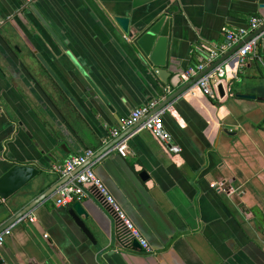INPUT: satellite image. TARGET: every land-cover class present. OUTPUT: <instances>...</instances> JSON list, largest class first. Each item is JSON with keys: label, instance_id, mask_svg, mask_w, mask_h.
Masks as SVG:
<instances>
[{"label": "crops", "instance_id": "1", "mask_svg": "<svg viewBox=\"0 0 264 264\" xmlns=\"http://www.w3.org/2000/svg\"><path fill=\"white\" fill-rule=\"evenodd\" d=\"M166 11L176 18V38L164 83L136 56L115 17H128L135 30ZM254 16L263 30L264 0H0V175L17 163L39 169L0 207V225L60 184L29 211L35 221L6 235L0 251L8 264H105L100 251L119 222L88 189L79 201L91 241L70 214L77 201L56 205L67 177L52 167L123 139L128 155L112 146L94 168L153 249L135 252L129 264H264V40L242 65L232 48L206 68H225L224 97L194 84L160 109L180 153L142 128L145 118L109 139L134 109L153 104L154 112L187 85L184 71L225 43L224 27L248 28Z\"/></svg>", "mask_w": 264, "mask_h": 264}, {"label": "built area", "instance_id": "2", "mask_svg": "<svg viewBox=\"0 0 264 264\" xmlns=\"http://www.w3.org/2000/svg\"><path fill=\"white\" fill-rule=\"evenodd\" d=\"M263 24V19L254 16L250 19L248 28H227L224 27L225 43L218 50H210L206 53L207 57L204 61L200 62L196 67H190L184 71L183 77L185 79H192L200 73L207 71L206 68L210 66L220 55L228 50H231L236 45L242 43V46L237 51V58L239 64H243L248 55L255 54L262 41L264 40V29L259 30ZM253 34L248 37L249 34ZM226 70L222 65H217L213 69H209L200 78L197 79L195 85L200 91L206 95L215 96V87L225 77ZM154 105H142L137 107L131 112L128 119H124L118 127L110 130L109 139L118 137L122 131L128 129L133 124L137 123L140 119H144L142 128L149 130L153 136L160 141L166 150L173 154H178L182 148L173 140V136L166 129L163 121V110L152 112ZM113 151L116 150L120 155L126 157L129 153V148L126 140H120L112 145ZM110 146V147H112ZM106 148L103 152H98L93 149H87L84 153L71 156L63 162H59L52 167V171L57 173L62 178L67 177L57 192L55 193V203L58 206H67L74 201H79L87 195L88 189L96 191L107 203L111 212L117 218L119 224L125 229L129 230L131 234L139 239L141 245L148 251L153 253L152 247L147 240L143 237L140 230L136 227L134 222L128 216L121 204L117 201L115 196L111 193L109 188L105 185L103 180L95 171L94 165L100 163L105 157L109 155L111 149ZM110 149V150H107ZM107 151V152H106ZM91 159H94L91 161ZM35 221L36 217L28 212L17 219L9 227L5 228L0 233V247L4 245L5 237L10 233L11 228L17 223L23 221Z\"/></svg>", "mask_w": 264, "mask_h": 264}, {"label": "water", "instance_id": "3", "mask_svg": "<svg viewBox=\"0 0 264 264\" xmlns=\"http://www.w3.org/2000/svg\"><path fill=\"white\" fill-rule=\"evenodd\" d=\"M32 9H34V11L37 13L43 23L47 26V28L53 32L50 24L48 23V21L45 20V18L38 11V9L35 6H33ZM178 13H181L180 9L178 10ZM115 20L126 33V35L128 37H131V47L135 52L136 56L140 59V61L146 66V68L149 69V71L153 75H158V77L164 83H167L168 77L171 74V71H169V67L172 62L171 57L174 52L173 49L175 47L176 37L174 38V35L176 18L172 14H170L169 11H166L165 13L159 15L150 22L137 27L135 30H130V19L128 17L116 16ZM1 22L2 18L0 17V23ZM241 46L242 43L233 48L230 51V55H234V53ZM78 67L82 71V73H84L86 79L95 89L99 97L111 109L112 105L109 103L107 97L103 94L101 89L92 81V79L87 75L86 71L80 65H78ZM47 68L57 80L62 89L65 91V93L71 97L72 102L78 108V110L84 115L88 122L93 125V122L91 121L90 117L87 116L86 112L83 110L78 101L71 96V93L69 92L68 88L63 85L61 80L58 78L57 75H55L53 70L50 69L48 65ZM207 71H204L199 75L195 76L193 79H191L189 83H187V85L181 87L180 90L177 91V93L169 97L168 100L165 101L160 107H157L155 111H159L162 107L167 105L168 101H171L172 98L182 94L184 91L192 87L197 81V79L200 78V76H202ZM218 91L221 97L225 96V91L221 83L218 85ZM239 96H242L244 98H255V95L251 94H239ZM93 127L96 128L95 126ZM115 143L116 142L106 145V147L104 148H109ZM38 175L39 169L34 165L26 163H17L5 169L2 175H0V207L6 206V201L13 197L24 186L33 181ZM59 185L45 191L42 195L38 196L29 205H27L23 210H21L16 215H13L11 218L8 219V221L0 225V233L5 228L13 224L21 216L28 213L31 209L37 206V204L48 198L57 189ZM70 214L75 220V222L78 224V226L86 234V236L96 244L94 235L91 233L90 229L87 227L84 220L82 219V215H88L87 209L85 208L84 204H82L81 201L75 202L72 208L70 209ZM139 250L145 251V248L141 245L139 239L135 238L131 234V232L125 229L121 224L115 222L114 230L112 231L110 236H108V244L103 247V249L100 251V257L103 259L105 264H129L128 259H132V255H134V253L138 252ZM0 264H8L1 251Z\"/></svg>", "mask_w": 264, "mask_h": 264}]
</instances>
